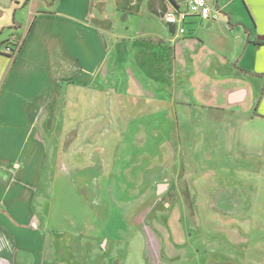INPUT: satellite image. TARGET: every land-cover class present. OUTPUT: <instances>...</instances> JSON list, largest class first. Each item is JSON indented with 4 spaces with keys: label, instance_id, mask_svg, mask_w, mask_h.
<instances>
[{
    "label": "rangeland",
    "instance_id": "obj_1",
    "mask_svg": "<svg viewBox=\"0 0 264 264\" xmlns=\"http://www.w3.org/2000/svg\"><path fill=\"white\" fill-rule=\"evenodd\" d=\"M230 8L249 23L242 0ZM184 55L173 51L172 77L187 70ZM143 60L110 55L94 86L61 105L32 202L40 245L31 262L21 255L28 264H264V116L255 105L234 119L215 101L178 100L165 71L151 78Z\"/></svg>",
    "mask_w": 264,
    "mask_h": 264
},
{
    "label": "crops",
    "instance_id": "obj_2",
    "mask_svg": "<svg viewBox=\"0 0 264 264\" xmlns=\"http://www.w3.org/2000/svg\"><path fill=\"white\" fill-rule=\"evenodd\" d=\"M174 1L177 7L170 0H0V43H21L14 58L0 53V264H28L30 250L37 254L32 202L46 145L57 133L63 102L79 86L93 87L94 72L110 64V55L115 64L139 53L151 78L164 70L166 88L183 102L215 101L237 113L234 119L256 106L264 116V69L258 67L264 61V0H242L246 25L234 21L231 0H206L210 17L188 13L184 34L165 22L167 13L187 10ZM178 50L187 70L172 77L170 60ZM184 111L178 110L183 118Z\"/></svg>",
    "mask_w": 264,
    "mask_h": 264
},
{
    "label": "built area",
    "instance_id": "obj_3",
    "mask_svg": "<svg viewBox=\"0 0 264 264\" xmlns=\"http://www.w3.org/2000/svg\"><path fill=\"white\" fill-rule=\"evenodd\" d=\"M181 1L185 3L187 10H177L165 15V22L170 25H175L177 34H184L185 29L181 24L188 13L197 14L202 19H208L210 17V8L208 7L206 0ZM20 44V41L16 40H7L3 44L0 43V53L7 54L14 58Z\"/></svg>",
    "mask_w": 264,
    "mask_h": 264
},
{
    "label": "trees",
    "instance_id": "obj_4",
    "mask_svg": "<svg viewBox=\"0 0 264 264\" xmlns=\"http://www.w3.org/2000/svg\"><path fill=\"white\" fill-rule=\"evenodd\" d=\"M172 3H173V5L175 6V7H177V3L174 1V0H170Z\"/></svg>",
    "mask_w": 264,
    "mask_h": 264
},
{
    "label": "water",
    "instance_id": "obj_5",
    "mask_svg": "<svg viewBox=\"0 0 264 264\" xmlns=\"http://www.w3.org/2000/svg\"><path fill=\"white\" fill-rule=\"evenodd\" d=\"M258 39H261L260 37H258ZM165 186L164 185H160L159 189L162 190Z\"/></svg>",
    "mask_w": 264,
    "mask_h": 264
}]
</instances>
